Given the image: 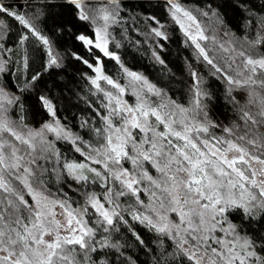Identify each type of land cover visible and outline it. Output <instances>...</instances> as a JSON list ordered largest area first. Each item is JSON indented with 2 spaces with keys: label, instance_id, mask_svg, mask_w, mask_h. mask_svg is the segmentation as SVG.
Wrapping results in <instances>:
<instances>
[{
  "label": "snow or ice",
  "instance_id": "snow-or-ice-1",
  "mask_svg": "<svg viewBox=\"0 0 264 264\" xmlns=\"http://www.w3.org/2000/svg\"><path fill=\"white\" fill-rule=\"evenodd\" d=\"M232 5L240 34L211 3L165 0L195 63L208 70L189 63L190 83L176 99L110 51L121 0H0V264H138L126 255V234L150 264H264V0ZM65 6L74 10L68 24L84 22L93 33L73 36L94 58L73 53L93 73L95 97L77 131L47 95L37 96L49 117L38 127L24 104L44 73L63 67L42 25ZM149 19L166 40L164 24ZM10 21L22 29L14 47L6 44ZM30 43L47 59L16 87L12 70L17 81L28 72ZM104 57L119 66L117 76ZM210 81L223 86L219 99L235 117L228 124L211 116L218 98Z\"/></svg>",
  "mask_w": 264,
  "mask_h": 264
},
{
  "label": "trees",
  "instance_id": "trees-1",
  "mask_svg": "<svg viewBox=\"0 0 264 264\" xmlns=\"http://www.w3.org/2000/svg\"><path fill=\"white\" fill-rule=\"evenodd\" d=\"M12 2L23 3L24 0H12ZM52 2L59 5L63 0H52ZM257 2L259 3L261 0H257ZM180 3L193 9H206L211 3L213 7L219 8L223 13L228 26L240 34L241 13L233 7L232 0H180ZM121 5L123 8L121 23L110 29L113 37V41L109 44L110 51L118 54L124 65L130 70L142 73L152 83L168 91L173 98L183 99L187 85L190 83L189 63H192L204 75H207L208 70L195 63L194 50L186 43V38L179 27L171 21L165 7V0H121ZM73 11L68 6L54 7L42 25L45 35L49 36L53 43L54 51L63 57V67L44 73L39 91L34 94H26L24 104L27 109V120L33 127H38L42 121L49 119L37 99L40 94L47 95L53 101L57 109V116L73 131L78 130L81 118H89L92 115L89 104L95 101V97L90 94L91 85L87 76H91L93 73L83 63L77 61L73 53L85 56L90 61L94 58L86 53V49L79 41L74 40L73 36L80 33L92 36L93 33L84 22L76 21L74 24H68V21L74 19ZM150 17H155L164 24L166 40L151 33L150 29L157 25L149 19ZM201 19L204 23H210V21ZM60 25H64V28L61 29ZM10 26L11 33L6 44L8 47H14L22 29L12 21H10ZM69 27L71 34L67 31ZM116 43H119L120 46L116 47ZM27 47L30 68L27 73L21 74L19 81L16 80V69L12 70L11 83L16 87L22 86L25 76L41 70V64L45 63L47 59L41 46L30 43ZM153 52L164 61V64L157 62ZM96 54L102 55L98 50ZM103 61L106 72L114 77L117 76L119 66L115 61L107 57H104ZM210 84L218 98L212 106L211 116L213 119L228 124L235 117L231 108L219 99L223 92V86L216 81H210ZM61 149L66 150L63 145H61ZM72 155L79 159L78 154ZM53 191H55V187H53ZM138 231H141L146 242L153 239L152 234L144 232L142 229H138ZM124 239L129 245L126 255L138 258V264H150L149 255H146L145 250L134 243L131 234H126Z\"/></svg>",
  "mask_w": 264,
  "mask_h": 264
},
{
  "label": "rangeland",
  "instance_id": "rangeland-1",
  "mask_svg": "<svg viewBox=\"0 0 264 264\" xmlns=\"http://www.w3.org/2000/svg\"><path fill=\"white\" fill-rule=\"evenodd\" d=\"M139 73V72H138ZM123 82V81H122ZM129 99H131L130 97H129Z\"/></svg>",
  "mask_w": 264,
  "mask_h": 264
}]
</instances>
